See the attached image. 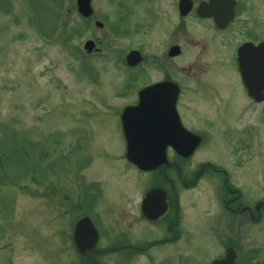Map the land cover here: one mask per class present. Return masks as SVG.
I'll use <instances>...</instances> for the list:
<instances>
[{"label": "rangeland", "instance_id": "rangeland-1", "mask_svg": "<svg viewBox=\"0 0 264 264\" xmlns=\"http://www.w3.org/2000/svg\"><path fill=\"white\" fill-rule=\"evenodd\" d=\"M117 2L93 1L96 17L86 22L76 0H0V264H88L73 243L75 223L85 216L102 230V248L137 235L136 178L120 150L119 112L132 99L127 87L153 79L147 68L136 75L118 66L115 51L142 47L147 53L149 39L144 19L122 20ZM88 40L98 41L99 55L88 56ZM229 109L221 110L224 120ZM228 154L257 162L264 177V152L229 148ZM240 187L248 204L264 200L258 184ZM202 194L194 191L189 200L200 202ZM191 202L188 225L205 226ZM261 225L251 231L256 250L250 252L264 264ZM212 243L197 238L194 245L208 257ZM117 260L100 256L101 264Z\"/></svg>", "mask_w": 264, "mask_h": 264}, {"label": "flooded vegetation", "instance_id": "flooded-vegetation-1", "mask_svg": "<svg viewBox=\"0 0 264 264\" xmlns=\"http://www.w3.org/2000/svg\"><path fill=\"white\" fill-rule=\"evenodd\" d=\"M117 4L122 20L131 15L144 19L142 30L149 39L147 53L142 47L115 51L121 54L118 66L136 75L147 68L153 79L127 87L132 99L119 112L120 150L136 178L132 229L137 235L133 241L123 238L102 248V230L85 216L98 237L90 235L86 254L79 252L75 237L79 219L73 231L78 254L88 264H101V255L117 256V264H263L256 251L250 252L256 250L250 236L264 225V200L248 204L240 187L251 188L254 182L264 191L263 172L257 162H237L226 152L229 148L264 152V83L252 91L249 87L255 84L243 80L239 60L246 48L251 63L264 67V0H118ZM95 17L93 8L85 21ZM95 25L103 27L98 21ZM100 53L95 47L88 56ZM189 54L207 62L194 60L188 65L184 59ZM182 61L186 65H180ZM145 90L150 118L160 121L149 142L165 153V161L151 170L127 160L122 121L123 111L140 105ZM227 105L230 115L224 120L221 110ZM194 191H201L203 199L192 205L188 195ZM189 201L190 210H200L205 226L188 225ZM197 238L213 241L210 256L199 252L194 245Z\"/></svg>", "mask_w": 264, "mask_h": 264}, {"label": "water", "instance_id": "water-1", "mask_svg": "<svg viewBox=\"0 0 264 264\" xmlns=\"http://www.w3.org/2000/svg\"><path fill=\"white\" fill-rule=\"evenodd\" d=\"M79 11L84 16L91 14V0H78ZM91 43L86 46L90 48ZM248 49L243 48L240 52V66L242 68L243 80L246 83L252 82L255 87H249L252 91H259L264 83V67L259 68L251 63L247 57ZM261 84V85H260ZM147 91L142 94L141 104L138 107L128 109L124 112L123 122L125 134L128 141L127 158L132 163L145 170L155 168L164 158V152H159L152 147L149 142L150 137L154 136L159 130L156 125L160 124L159 120L150 118L149 105L144 100ZM157 137H159L157 135ZM95 236L96 231L89 219H82L76 229V242L82 254L85 253V243L88 237ZM220 264V263H214Z\"/></svg>", "mask_w": 264, "mask_h": 264}]
</instances>
